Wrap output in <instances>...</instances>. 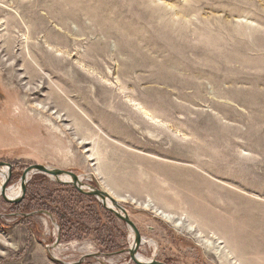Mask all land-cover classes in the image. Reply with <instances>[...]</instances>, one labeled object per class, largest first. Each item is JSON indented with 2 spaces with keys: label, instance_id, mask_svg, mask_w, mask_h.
<instances>
[{
  "label": "rangeland",
  "instance_id": "rangeland-1",
  "mask_svg": "<svg viewBox=\"0 0 264 264\" xmlns=\"http://www.w3.org/2000/svg\"><path fill=\"white\" fill-rule=\"evenodd\" d=\"M0 163L106 192L145 262L260 264L264 0H0ZM132 237L45 175L0 197V264H134Z\"/></svg>",
  "mask_w": 264,
  "mask_h": 264
},
{
  "label": "water",
  "instance_id": "water-1",
  "mask_svg": "<svg viewBox=\"0 0 264 264\" xmlns=\"http://www.w3.org/2000/svg\"><path fill=\"white\" fill-rule=\"evenodd\" d=\"M4 167H6L8 169V175H7L5 182L0 186V197L6 203H8V204H20L22 202V200L24 199L25 194H26V188H27V184L29 182V179L33 175L41 174V175L48 176V177L54 179L55 181H57L58 183L71 185L74 189H76L79 193H81L83 195L92 196V197L96 198L105 210L110 212L114 217H116L118 220L124 222L127 225V227L134 234L133 246L128 249V254H129L130 260L134 264H162V263H159L156 261H152L151 263H143L137 259V255H138L137 250H138V248L141 244V241H142L140 233H139L136 225L134 224V222L128 216L126 210L122 206H120L106 192L102 191L99 188H92V187H87V186L86 187L89 190L88 191L84 190L83 186H85V185H83L81 183L78 176L74 175L71 172H65V171H61L58 169H53V168H49V167L41 166V165H33V166H30L27 169H25V171L23 172V174L20 177V180H19L20 190H21L20 196L16 199H9L6 196V190L8 189V184H9L10 179H11L12 171H11V166L9 164L0 163V170ZM63 176L69 177L71 179V183H62V182L58 181V178L63 177ZM108 201L111 204L110 207H108V205H107ZM89 257H94V256L93 255L92 256H86V258H89Z\"/></svg>",
  "mask_w": 264,
  "mask_h": 264
},
{
  "label": "bare ground",
  "instance_id": "bare-ground-1",
  "mask_svg": "<svg viewBox=\"0 0 264 264\" xmlns=\"http://www.w3.org/2000/svg\"><path fill=\"white\" fill-rule=\"evenodd\" d=\"M4 169H6L7 170V174H6V172H5V170ZM4 169L2 168L1 170H0V186L5 182V180H6V178H7V175H8V169L6 168V167H4ZM79 180L81 181V183H82V180L83 179H81V178H79ZM58 181H60V182H62V183H71V179L69 178V177H66V176H63V177H60V178H58ZM83 184V183H82ZM83 189L84 190H86V191H88L89 189L86 187V186H83ZM20 194H21V190H20V187H19V185L16 187V188H10V189H7L6 190V196L9 198V199H16V198H18L19 196H20ZM107 205H108V207H110L111 206V204H110V202L108 201L107 202ZM168 219H171L170 217H167ZM176 225H180V224H176ZM188 231H194L193 230V228L192 227H190L189 229H188ZM132 232V231H131ZM132 234H133V232H132ZM133 236H134V234H133ZM133 237H132V241H131V247L133 246ZM217 242V241H216ZM151 244V243H150ZM219 244H222V242L221 243H217V246L219 245ZM207 245L208 246H210L211 244H209V243H207ZM213 246V245H212ZM221 247L222 246H218V247H216V252L218 251L219 252V250L221 249ZM222 251V250H221ZM231 254V253H230ZM137 259L140 261V262H143V263H151L152 261H147V262H145V261H143L142 260V258L141 257H139L138 255H137Z\"/></svg>",
  "mask_w": 264,
  "mask_h": 264
},
{
  "label": "crops",
  "instance_id": "crops-1",
  "mask_svg": "<svg viewBox=\"0 0 264 264\" xmlns=\"http://www.w3.org/2000/svg\"><path fill=\"white\" fill-rule=\"evenodd\" d=\"M244 264H246V263L244 262ZM260 264H264V259L260 261Z\"/></svg>",
  "mask_w": 264,
  "mask_h": 264
}]
</instances>
